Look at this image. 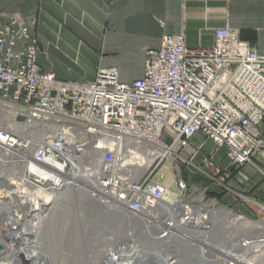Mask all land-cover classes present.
<instances>
[{"label":"built area","instance_id":"built-area-1","mask_svg":"<svg viewBox=\"0 0 264 264\" xmlns=\"http://www.w3.org/2000/svg\"><path fill=\"white\" fill-rule=\"evenodd\" d=\"M213 34L207 49L187 48L183 35L163 36L158 49L146 52L138 80L122 83L112 68L75 83L41 71L36 38L22 23L0 26V165L13 170L0 182V227L14 235L40 230L52 196L75 192L100 209L131 216L154 241L188 238L175 233L177 226L208 234L207 221L192 227L197 211L207 210L187 201L179 166L228 191L229 170L264 150V53L241 41L237 30ZM197 134L214 146L200 165L194 159L202 145H191ZM222 148L229 167L208 171ZM241 199L264 213V204ZM219 210L240 226L246 220L225 206ZM252 220L244 224H264ZM233 249L236 264H257L264 236H236L229 253L198 264H225Z\"/></svg>","mask_w":264,"mask_h":264},{"label":"crops","instance_id":"crops-1","mask_svg":"<svg viewBox=\"0 0 264 264\" xmlns=\"http://www.w3.org/2000/svg\"><path fill=\"white\" fill-rule=\"evenodd\" d=\"M12 21L36 38L41 71L67 82H91L112 68L122 83L138 80L146 52L158 49L165 35H183L187 48L207 49L215 29L229 28L264 53V0H0V26ZM207 142L197 134L191 145L202 151ZM229 172L219 204L244 215L242 197L264 204V150Z\"/></svg>","mask_w":264,"mask_h":264},{"label":"rangeland","instance_id":"rangeland-1","mask_svg":"<svg viewBox=\"0 0 264 264\" xmlns=\"http://www.w3.org/2000/svg\"><path fill=\"white\" fill-rule=\"evenodd\" d=\"M213 148L214 146L207 142L197 156L195 163L200 165L202 157L208 156L213 151ZM228 163L229 160L226 158L225 149L222 148L214 154L211 160L212 167H208L207 170L213 172V166L223 168ZM12 172L13 170L9 166L0 165V179L9 180ZM192 172L187 167L179 166V174L184 178L188 186L187 201L193 206L200 207V209L207 210L210 213L208 220L212 223L213 228L207 221L205 225L210 227L207 238L201 235L202 233L197 234V236L191 233L186 234L188 238H183V240L168 241V244H157L152 241L153 232L147 233L143 225L131 216L125 213L100 209L94 201L88 200L82 193L73 192L60 199L54 208L55 211L53 210L54 212L52 211L47 218L48 221L44 222L47 223L41 226L40 233L37 229L34 238H30L33 241L32 246L30 245V240L27 242L21 239V244L24 248H28L27 255L30 254L31 248L37 251L38 254L35 256V261L31 264H112L111 259L124 261L132 257L130 241L126 237V233L131 229L133 237L141 244L142 255H151L161 245H169L180 252L176 256L169 254L170 257L174 256L172 258L174 264H187L184 261L185 255H187L186 260L194 259L198 264L204 262V259L211 260L210 255L218 256L226 253L236 236L243 238L264 236V231L253 229L251 226L244 224H251L252 219L264 222V213L253 208L251 204L242 203L248 209V214L244 218L246 220H243L244 223L240 226L231 218L226 219L221 210H219L223 205L218 203V194H222L223 188L208 183L202 176L192 174ZM165 181L170 184L172 179L168 177ZM58 204L59 207L57 206ZM227 208L232 214H238L231 208ZM224 214L226 215V213ZM0 234L2 235L1 232ZM8 235H5V239H7ZM204 240L208 241V245L205 247L207 254L201 258L199 248H202ZM257 254L259 257L256 263L264 264V250ZM7 256L9 255L0 256V264H15ZM236 256H238V251L231 250L230 256L225 259V264H236ZM165 257L166 255L162 258L165 259ZM219 257L224 259V256ZM21 264L30 263L24 261Z\"/></svg>","mask_w":264,"mask_h":264},{"label":"bare ground","instance_id":"bare-ground-1","mask_svg":"<svg viewBox=\"0 0 264 264\" xmlns=\"http://www.w3.org/2000/svg\"><path fill=\"white\" fill-rule=\"evenodd\" d=\"M145 162L147 164V161H145ZM3 181H5V180L1 178L0 179V182H3ZM9 185H10V182H9ZM67 194L68 193H65V194H62V195L52 196V198L54 197L53 202H51L46 207V209L49 210L48 217L50 216V214L52 213V211L54 210L56 204L60 201V199L62 197H66ZM63 200H64V198H63ZM166 201H168V200H166ZM251 205L253 206V208H255L256 210L260 211L259 209H261V208H260L259 205H257L256 203H251ZM57 206L59 207V204ZM110 212H114V211H110ZM203 212L204 213H202V212H200L198 210V215H200V216L197 217V218L194 217L195 220H193V222H192L193 229H196V230L197 229H201L202 228V225L205 223V221H208L210 223L211 228H213L212 223L210 222V220H208V218L210 217L209 211H203ZM222 212H225V211L222 210ZM225 213H226V215L229 214V212H225ZM51 217H53V216H51ZM9 221H12V220L9 219ZM46 223H44V224H46ZM143 228L145 229V227H143ZM251 228L257 229V230H262L263 229V225L257 224L255 226H251ZM37 229L39 231V227H37V228L29 229V230L26 229L25 231L19 232V234L14 235V234H10V233L4 231L0 227V232L2 233V235H0V239H1V242H0V246H1L0 256L2 257V256L9 255L7 257H9V260L14 261L15 264H21L24 261H27L30 264L33 263L35 261V256H37L36 254H38V253H37V251L34 248H31L30 254L27 255L28 248H24L22 246V244H21L22 243L21 242L22 240L21 239H24L25 241L28 242L31 237L34 238V234L37 231ZM209 229H210V227H209ZM39 233H40V231H39ZM147 233H149L148 229H147ZM175 233L176 234L178 233L180 235L183 234L184 236H186V234H188V232L185 229H183L182 227H179V226L176 227ZM6 234H9L8 237H7V239H5L6 238L5 237ZM27 234L30 235V238L25 237V235H27ZM204 236L207 238L208 234H205ZM126 237L130 241V250L132 252V257L131 258H128V259H126L124 261L123 260L120 261V259H111V261L113 262L112 264H135L134 263V259H138V264H174V261L172 259L174 256L173 257L172 256L170 257L169 254H173V255L176 256V255H178L180 253L179 251L174 250L169 245H165V246L161 245L158 248V250L156 249L155 252H153V253L151 252L152 253L151 255H142V253H141V249H142L141 248V244H140V242H138V240L136 238L133 237L131 229L128 230V232L126 233ZM176 238L177 237L172 238V239H169V242L170 241L177 240ZM152 241H154V239H152ZM29 242H30V245L32 246L33 241L30 240ZM154 242L157 243V244H163L164 243V241H154ZM165 243L168 244V241L165 242ZM207 243H208V241H206V240L203 241L202 248L201 247L199 248V254L200 255H204V253L206 252L205 251V247H207V245H208ZM256 245H263V244L262 243H260V244L259 243L258 244H250V245H247L246 246V249H249V248H252V247H256ZM164 255H166L165 259L162 258V257H164ZM184 257H186L185 259L183 258L184 261H185L187 259V255H185ZM188 260L189 261H187V262H190V261L191 262H196V260H194V259H188Z\"/></svg>","mask_w":264,"mask_h":264},{"label":"water","instance_id":"water-1","mask_svg":"<svg viewBox=\"0 0 264 264\" xmlns=\"http://www.w3.org/2000/svg\"><path fill=\"white\" fill-rule=\"evenodd\" d=\"M0 249H1V246H0ZM134 263L138 264V259H134Z\"/></svg>","mask_w":264,"mask_h":264}]
</instances>
